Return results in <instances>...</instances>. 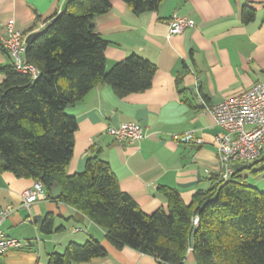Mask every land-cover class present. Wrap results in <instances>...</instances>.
Returning <instances> with one entry per match:
<instances>
[{
    "label": "crops",
    "instance_id": "obj_1",
    "mask_svg": "<svg viewBox=\"0 0 264 264\" xmlns=\"http://www.w3.org/2000/svg\"><path fill=\"white\" fill-rule=\"evenodd\" d=\"M68 1L0 0V25L14 20L15 29L29 36L51 24ZM247 7L255 11L249 22L243 19ZM174 14L193 21L194 28L170 35L168 20ZM94 24L108 42V69L137 54L152 62L157 72L152 88L144 93L121 98L111 86L100 85L66 110L78 123L68 175L84 173L98 150L122 191L144 213L168 209L164 189L176 190L189 205L197 192L216 186L220 172L215 138L224 131L216 125L212 108L264 83V0H165L158 11L140 15L124 1L113 0L112 9L96 17ZM12 64L0 47V68ZM4 80L0 74V85ZM124 123L141 125L144 140L115 142L108 131ZM190 132L205 144L186 146L173 140ZM236 166L247 184L264 192V154ZM35 182L0 171V207L14 209L3 230L10 238L30 243L1 255L0 264H48L50 254L90 240L100 242L108 256L86 264H164L131 248L116 249L103 229L52 197L28 209L22 194ZM48 217L49 234L42 230ZM76 228L82 231L74 233ZM184 264H197L191 250Z\"/></svg>",
    "mask_w": 264,
    "mask_h": 264
},
{
    "label": "trees",
    "instance_id": "obj_2",
    "mask_svg": "<svg viewBox=\"0 0 264 264\" xmlns=\"http://www.w3.org/2000/svg\"><path fill=\"white\" fill-rule=\"evenodd\" d=\"M112 1L67 2L27 47L26 61L39 70L37 79L17 73L13 65L0 68L5 76L0 85V171L40 181L48 198L59 186L58 201L103 229L118 250L131 248L164 264H184L190 250L197 264H264V192L238 172L223 187L197 192L189 205L176 190L164 189L168 209L150 215L122 191L98 150L84 173L68 175L78 123L66 110L100 85L111 86L121 98L144 93L157 72L137 54L108 69V42L97 33L94 20L112 9ZM122 1L140 15L158 11L165 0ZM254 15L251 8L243 11L245 22ZM51 229L48 217L42 230L49 234ZM107 256L100 242L90 240L50 254L48 264H86Z\"/></svg>",
    "mask_w": 264,
    "mask_h": 264
},
{
    "label": "built area",
    "instance_id": "obj_3",
    "mask_svg": "<svg viewBox=\"0 0 264 264\" xmlns=\"http://www.w3.org/2000/svg\"><path fill=\"white\" fill-rule=\"evenodd\" d=\"M169 34H182L185 30L194 28L195 24L188 18L174 14L170 20ZM43 28V27H42ZM41 28V29H42ZM39 29V30H41ZM28 35L15 29V21L11 20L0 25V47L10 56L17 73L37 79L39 70L26 61ZM216 125L224 132L215 138L220 172L216 186L223 187L231 181L236 171V165L259 160L264 154V83L258 82L249 90L219 103L211 110ZM251 126V129L246 127ZM108 134L115 142L136 144L145 138L144 128L136 123H124L109 129ZM178 145L203 146V138L194 132L173 136ZM23 205H31L48 199L44 185L36 181L33 188L22 194ZM11 207H0V256L12 249H22L30 245L27 241H20L6 236L3 226L12 215ZM199 225V217L193 219V226ZM76 228L74 233L81 232Z\"/></svg>",
    "mask_w": 264,
    "mask_h": 264
},
{
    "label": "water",
    "instance_id": "obj_4",
    "mask_svg": "<svg viewBox=\"0 0 264 264\" xmlns=\"http://www.w3.org/2000/svg\"><path fill=\"white\" fill-rule=\"evenodd\" d=\"M65 8H66V5L64 6L63 11L65 10ZM60 15H61V13H60L58 16H56V18H54V19L51 21V23L55 22L56 19H57ZM50 25H51V24L45 26L44 28H42V29L39 30L38 32H35V33L29 35L28 38H27V40H26L27 45L29 46L30 44H32V43H33V42H34V41H35L40 35H42L44 32H46L47 29L50 27ZM237 167H238V166L235 167V168H236V171H238V168H237ZM61 196H62V190H61V188H60L59 186H57V185L54 186V187L52 188V191H51V197H52V199H54V200H59ZM217 198H218V195H216L215 199H217ZM215 199H214V200H215ZM202 209H203V208H202Z\"/></svg>",
    "mask_w": 264,
    "mask_h": 264
},
{
    "label": "bare ground",
    "instance_id": "obj_5",
    "mask_svg": "<svg viewBox=\"0 0 264 264\" xmlns=\"http://www.w3.org/2000/svg\"><path fill=\"white\" fill-rule=\"evenodd\" d=\"M244 168V167H243Z\"/></svg>",
    "mask_w": 264,
    "mask_h": 264
}]
</instances>
